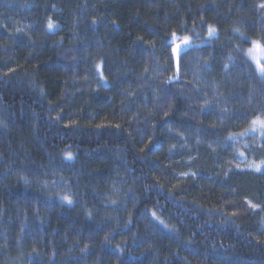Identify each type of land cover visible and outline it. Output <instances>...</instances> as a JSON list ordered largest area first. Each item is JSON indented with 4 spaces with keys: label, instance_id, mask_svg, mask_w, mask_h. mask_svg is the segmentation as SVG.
Segmentation results:
<instances>
[{
    "label": "trees",
    "instance_id": "1",
    "mask_svg": "<svg viewBox=\"0 0 264 264\" xmlns=\"http://www.w3.org/2000/svg\"><path fill=\"white\" fill-rule=\"evenodd\" d=\"M261 4L0 0V264H264Z\"/></svg>",
    "mask_w": 264,
    "mask_h": 264
},
{
    "label": "snow or ice",
    "instance_id": "2",
    "mask_svg": "<svg viewBox=\"0 0 264 264\" xmlns=\"http://www.w3.org/2000/svg\"><path fill=\"white\" fill-rule=\"evenodd\" d=\"M260 7L264 8V4H261ZM48 29H52L54 27L53 23L50 21L47 25ZM236 31H239V29H237ZM215 33H216V29L213 28V27H209L208 28V35L209 37H213L215 36ZM262 40H264V38H262ZM176 41H179V43H176ZM172 43H175L176 46L175 47H172L171 49V53L170 55L173 56L174 58V61H175V72H176V75L172 78V79H179V57L181 56V54L183 53L184 51V48H187L190 46V41H189V38L187 36H184V37H180V36H177L176 33H173L172 34ZM253 48L249 49L248 51L249 52H252L254 51L256 48H260V49H264V43H261L260 41H253ZM181 45H183V48L181 47ZM168 47H171V44H168L167 45ZM257 63V67L259 69V72H260V75H261V78H264V64H262L259 60L256 61ZM94 68L97 70V73H98V76L100 77V79L102 80V82L104 81V72L107 70V64H105L104 62H100V63H97L96 65H94ZM171 82V80H170ZM254 125L255 124H259L262 128H264V120H253L252 122ZM117 127H119V125H117ZM253 131H255V129H253ZM231 139V137H230ZM66 158L68 160H72V154L69 152V153H66ZM257 170L259 171V167L257 166ZM64 200H66L69 204L72 203L71 199H69L67 196L63 197ZM155 215V214H153ZM160 223L165 227L167 228L168 225L164 224V221H160Z\"/></svg>",
    "mask_w": 264,
    "mask_h": 264
},
{
    "label": "rangeland",
    "instance_id": "3",
    "mask_svg": "<svg viewBox=\"0 0 264 264\" xmlns=\"http://www.w3.org/2000/svg\"><path fill=\"white\" fill-rule=\"evenodd\" d=\"M216 34H217V30H216L215 35ZM188 38L190 41V46L187 48H184V51H186L190 48H193V47H199V46H202L204 44H207L212 37H209V35H206L204 37L196 36V37H188ZM176 43H179V41H176ZM175 46H176V44L173 43V47H175ZM181 47L183 48V45H181ZM253 47L254 46L252 43L251 46L245 50V53H246V56L254 63V65L257 68L258 73L260 74L256 61L259 60L262 64H264V49L256 48L254 51L249 52L248 50L253 48ZM173 62L175 64L174 58H173ZM253 129H255V131H253ZM262 129L263 128L259 124H255V125L253 124L251 129H249L250 130L249 132H253V133L256 132L260 135L261 132H258V131H261Z\"/></svg>",
    "mask_w": 264,
    "mask_h": 264
}]
</instances>
